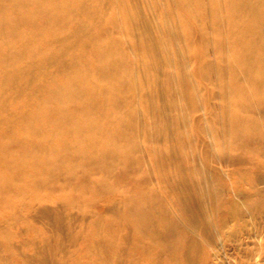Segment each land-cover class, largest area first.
<instances>
[{"label": "bare ground", "instance_id": "obj_1", "mask_svg": "<svg viewBox=\"0 0 264 264\" xmlns=\"http://www.w3.org/2000/svg\"><path fill=\"white\" fill-rule=\"evenodd\" d=\"M169 1L0 0V220L91 213L45 209L77 246L23 259L0 225L3 264H201L202 236L264 223V0ZM231 173L251 190L225 209Z\"/></svg>", "mask_w": 264, "mask_h": 264}, {"label": "rangeland", "instance_id": "obj_2", "mask_svg": "<svg viewBox=\"0 0 264 264\" xmlns=\"http://www.w3.org/2000/svg\"><path fill=\"white\" fill-rule=\"evenodd\" d=\"M173 3L174 16H178V8L175 6V0H170ZM192 67L189 68L191 70ZM98 174L93 176L96 177ZM252 175H240V173H231L230 176L222 178L221 185L224 198V208L227 209L230 203L234 201H243L247 191L251 190L249 181ZM54 193H58L57 190ZM27 198V197H26ZM22 197L19 204L14 208L15 214L6 222L0 220V225L9 224L13 231L20 232L18 238L12 241V247L18 250L17 256L23 259L24 252H30L32 245L36 246L41 243L43 236H46L53 241H62L67 248H75L77 243L71 245L68 241L66 232L57 233L54 227L49 224L47 219L42 216V212L48 208H57L67 215V218L72 224L74 229H79L81 225L87 224L91 219V213L83 212L74 206H66L62 200L52 201L45 199L42 201H33L29 197L26 199ZM99 205L109 204L99 201ZM93 207L92 209H95ZM17 211V213H16ZM6 215L11 211L4 209ZM25 214L23 218L18 213ZM85 213V214H84ZM4 215V216H6ZM1 218V217H0ZM6 222V223H5ZM234 221H232V224ZM27 224L36 227L40 233L37 236H31L28 233ZM235 226L222 227L219 226V233L212 240L206 235L201 237V242L204 245V249H200L199 256L201 258V264H264V223L259 225L253 222L237 220ZM216 228V227H215ZM216 230V229H215ZM190 231L199 239L197 232L190 228ZM43 234V235H42ZM20 235V236H19ZM81 242V240L79 241ZM76 244V245H75ZM1 249V248H0ZM0 258V264H3ZM6 264H8L6 262ZM30 264V263H29Z\"/></svg>", "mask_w": 264, "mask_h": 264}]
</instances>
